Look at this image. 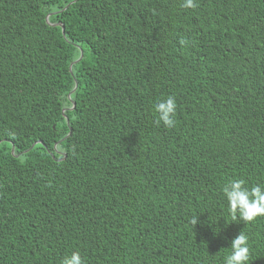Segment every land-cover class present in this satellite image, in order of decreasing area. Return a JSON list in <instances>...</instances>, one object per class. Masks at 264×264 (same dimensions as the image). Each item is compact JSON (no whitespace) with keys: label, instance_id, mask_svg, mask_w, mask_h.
<instances>
[{"label":"trees","instance_id":"obj_1","mask_svg":"<svg viewBox=\"0 0 264 264\" xmlns=\"http://www.w3.org/2000/svg\"><path fill=\"white\" fill-rule=\"evenodd\" d=\"M195 3L0 0V264H264V0Z\"/></svg>","mask_w":264,"mask_h":264},{"label":"clouds","instance_id":"obj_2","mask_svg":"<svg viewBox=\"0 0 264 264\" xmlns=\"http://www.w3.org/2000/svg\"><path fill=\"white\" fill-rule=\"evenodd\" d=\"M184 9H195L197 7L195 0H182ZM181 46H186L189 41L180 39ZM176 102L169 96L166 100H160L155 105L157 119L155 124H163L167 128L175 126ZM229 205L231 219L243 221L244 224H250L257 218L264 217V188L253 186L250 189L245 186L243 179L231 180L222 189ZM192 226H196L198 219L190 221ZM250 258V249L248 247V237L242 231L231 242V254L225 258V264H248ZM60 264H83L79 252H73L70 256H65Z\"/></svg>","mask_w":264,"mask_h":264},{"label":"water","instance_id":"obj_3","mask_svg":"<svg viewBox=\"0 0 264 264\" xmlns=\"http://www.w3.org/2000/svg\"><path fill=\"white\" fill-rule=\"evenodd\" d=\"M63 33H64V30H63Z\"/></svg>","mask_w":264,"mask_h":264}]
</instances>
